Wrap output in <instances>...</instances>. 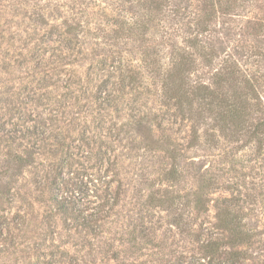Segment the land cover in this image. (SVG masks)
I'll use <instances>...</instances> for the list:
<instances>
[{
	"label": "rangeland",
	"instance_id": "1",
	"mask_svg": "<svg viewBox=\"0 0 264 264\" xmlns=\"http://www.w3.org/2000/svg\"><path fill=\"white\" fill-rule=\"evenodd\" d=\"M158 2L0 0V264H264V0Z\"/></svg>",
	"mask_w": 264,
	"mask_h": 264
},
{
	"label": "trees",
	"instance_id": "2",
	"mask_svg": "<svg viewBox=\"0 0 264 264\" xmlns=\"http://www.w3.org/2000/svg\"><path fill=\"white\" fill-rule=\"evenodd\" d=\"M159 0H153V4L155 6L159 5ZM124 24H129V27H127L128 30L131 29V22H127L125 21ZM118 30H124L125 28L123 27V23H119L118 25ZM144 28V26H143ZM76 27L68 25L67 28H65V33L67 34H72V33H76ZM197 42H192V46H194L195 48H197ZM180 60V59H179ZM182 60H191V58H189V55H186L185 58H183ZM174 61V60H173ZM153 64L154 62H150V64ZM180 61H174L173 65L171 67H168L169 69L167 70V75L170 76L172 75L171 72L177 70L181 76L183 74H185L186 69L185 68H180L179 67ZM198 91H201V94H198L197 99L200 100L202 103H204L205 105H207L208 109H211L212 105H214V100L217 99V97H220L218 95V93H215L214 89L210 88L209 86L206 85H202L200 87L197 88ZM180 99H178L179 101ZM222 100V99H221ZM231 104H227L226 106H224V108L226 107H230ZM181 107V104H180ZM234 107V106H232ZM224 111V110H223ZM221 114V113H220ZM224 114V112H223ZM141 120H143V118H140L137 120V125H139L141 123ZM23 158H21V162H22ZM175 162V161H174ZM176 164L173 163V165H171V168L169 170L170 174L172 175V177L175 178V171H176ZM194 194H196V205L200 206L204 204V197L202 196V191H196ZM160 200L162 202H171L172 198H166V197H162L160 198ZM54 205L56 206V208L58 210H62L63 205H61V203H59L57 200L54 202ZM64 213L70 214V212H72V209L67 210L64 209L63 210ZM218 223L220 225V227L226 232V235L228 237V244H230V246H233L235 244H243L246 241L245 236L243 235L244 230L242 229V224L238 221L237 216L235 215V210L233 208H231L230 206L226 205L224 208H222L220 210V212H218ZM86 226V225H85ZM87 228V226H86Z\"/></svg>",
	"mask_w": 264,
	"mask_h": 264
}]
</instances>
